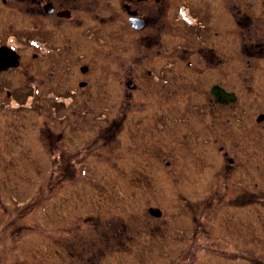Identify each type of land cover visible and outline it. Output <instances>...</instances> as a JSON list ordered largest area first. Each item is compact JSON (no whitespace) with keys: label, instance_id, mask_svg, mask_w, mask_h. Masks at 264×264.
I'll list each match as a JSON object with an SVG mask.
<instances>
[{"label":"rangeland","instance_id":"1","mask_svg":"<svg viewBox=\"0 0 264 264\" xmlns=\"http://www.w3.org/2000/svg\"><path fill=\"white\" fill-rule=\"evenodd\" d=\"M17 20L22 25L23 62L17 70L0 76L9 81L10 87H13L16 93L22 92L20 105L13 101H10L5 109L0 105V206L5 208L4 213L0 208V264H168L170 257L180 254V249L190 233H186L184 229L188 220L184 216L180 218L179 215L188 207L191 212L188 211V216L191 217L195 202L203 203L206 199L205 189L210 187L207 177L210 174H219L218 164L223 165L226 162V156L222 155L225 149L230 147L231 155L237 150L235 144L238 138H235L233 133H238L240 127L228 120L224 113L221 116H218L217 112L207 114L210 112L206 108L204 114L198 110L196 115L190 118L189 126L185 122H173L168 114L166 121L172 128L170 132L166 131L162 136H158L153 133L155 130L152 121L153 117L159 114L156 110L162 108L164 99L161 97V101H155L154 98L156 95L171 93L175 85L172 83L165 92L162 88L156 89L155 86L144 84L146 76L142 68L143 79L139 78V85L131 93L125 86L129 77L127 70L122 69L120 65L122 75L119 77V85L122 83V87L117 81H110L114 64L118 61L124 62L126 66L125 58L127 56L130 59L131 56L128 48L124 53H120L123 57L119 59L114 58V54L109 51L111 25L108 20L95 21L86 18L80 29L81 33L84 31L87 34L79 36L78 47L74 43L68 54L44 53L38 60L31 58V52L34 50L29 38L33 35L32 17L23 14ZM13 21L9 18L6 24L9 25ZM89 27L95 28V31H88ZM77 36L78 34L73 38L77 39ZM101 39H104L106 44L101 43ZM62 44L63 42H59L60 46ZM77 52L85 53V58L75 63ZM239 53L241 52H235V49L230 52V79L225 83L232 88L238 87L240 100L244 102L242 104L255 115L258 110L250 96L257 93L261 98L264 94V56L261 58L257 54H247L244 57L239 56ZM67 55L72 59L69 62L70 70L59 63L67 62ZM133 60L135 58L131 61ZM83 61L90 65L92 77L101 76L103 80L107 77L104 82H93L90 86V99L80 92L83 89L75 87L77 76L81 77L77 65ZM52 71L56 75L51 76L49 72ZM246 73L248 78H252L254 86L260 80L262 85L248 89L251 79L243 84L239 82ZM250 73L252 75L249 76ZM32 83L36 86L33 87ZM114 83L117 84L118 93L114 90ZM35 87L38 97L34 99L28 94H31ZM206 87L203 86V90ZM54 88L66 94L69 89L76 88V103L69 108L68 102L54 100L50 91ZM0 94L5 96V90H0ZM205 94V90L198 91L196 97L200 100L199 103L203 99L207 101ZM221 109L215 106V111ZM53 110L55 114L52 113ZM69 110V121L78 119L75 127L81 136L91 133L92 137L99 125L104 135L103 131L106 129L114 131L117 123L124 126L129 124V120H133L131 123L136 134L139 132L135 140L137 143L132 146L119 143L114 154L116 147L112 149V145H102L98 150L96 144L86 146L85 149L69 145L65 149L55 151L43 146L41 142L46 140V126H52V122H55L56 131H61L64 126L59 123L61 116ZM122 110L128 112L124 117ZM100 111L107 117L98 119L96 116ZM234 111L235 109L230 110L232 113ZM163 117L165 119V116ZM38 130L39 133L44 132L39 135ZM183 133L189 138V146L197 152L195 156H188L184 161L178 156L183 152L179 145L180 134ZM104 137L114 139L111 134ZM105 138H102L100 144ZM205 138L210 139L209 143L203 141ZM94 139L95 135L92 140L81 137L80 142L84 145L83 142L89 143ZM99 141L100 138L97 144ZM241 141L249 143L250 140ZM164 149L167 153L165 157ZM60 152L68 154H64L62 158L70 161L69 167L61 166V169H58L59 164L54 163L53 155ZM199 157L200 160L205 159L207 164L214 165L213 168L208 165L200 166L205 162L197 161ZM86 169L88 174L82 176L81 172L85 173ZM214 183L222 185V177L216 176ZM211 201L215 208L213 211L216 227L212 238L225 243L222 239L224 235H220L217 227L224 226L222 231L229 227L230 232L227 233H230L229 236L234 240L232 244L224 245H234L237 248V245H240L238 240L250 241L245 242L246 248L250 253L253 252L252 257L255 258L258 238L253 231L257 228V222L253 220L260 216L264 218V196L259 193L256 196L247 194L225 198L215 194ZM250 204L252 207H260L248 210L249 213L252 211L251 217L244 213L247 208H238ZM150 206L159 208L162 217H150ZM224 215L230 219L231 224L221 219ZM122 224L128 227L132 235L128 241L129 246L104 243L102 248L106 252L98 258L94 239L105 233L104 227H120ZM145 225L152 228L150 233L140 229ZM157 225H161V228ZM178 229L185 232L180 235L177 233ZM160 230H166L164 236ZM138 232L141 233L140 236L137 235ZM84 236L86 238H83ZM81 239L87 240V254L84 259H79ZM67 248L74 252L70 258L66 256ZM221 260V257L219 260L215 254H209L204 258L203 264H230ZM234 263L242 264L235 261Z\"/></svg>","mask_w":264,"mask_h":264},{"label":"flooded vegetation","instance_id":"2","mask_svg":"<svg viewBox=\"0 0 264 264\" xmlns=\"http://www.w3.org/2000/svg\"><path fill=\"white\" fill-rule=\"evenodd\" d=\"M23 14L32 17L33 20V35L29 38L32 47H34L31 58L35 60L41 58L44 53L68 54L74 43L78 47L79 36L82 37L83 34H87L84 31L81 33L80 29L86 18L95 21L108 20L111 25L109 51L114 54V58L119 59L123 57L120 53H124L128 48L131 56L130 59L127 56L124 57L127 60L126 66H124V62L116 60L115 67L111 70L110 81H117L119 85V77L122 75L121 70H119L120 65L122 69L127 70L129 77L125 86L131 93L139 85V78L143 79L142 68L146 76V83L144 84L155 86L156 89L162 88L165 92L172 83L176 87L173 86L171 93L156 95L154 98L155 101H159L161 97L164 99L162 108L156 110L159 114H156L152 121L155 130L153 133H157L158 136H162L166 131L170 132L172 128L168 126L166 121L168 114H170L173 122H185L189 126L191 125L190 118L196 115L198 110L204 114L203 112L208 108L210 113L207 114L211 115V113L216 114L217 112L218 116H221L224 113L228 120L237 123L238 128L240 127L239 131L233 133L234 137L238 138L235 144L237 150L231 155L230 147L225 149L222 155L226 156V162L223 165L218 164V175H208L207 181L210 182V187L205 189L207 195L204 198L206 199L203 203L202 201L195 202L192 208V216H188V211L190 212L188 207H185L187 212L179 215L180 218L184 216L188 220L185 222L187 225L184 229L186 233H190L184 246L183 244L180 246V248L183 246L180 249V254L176 257H170L168 264H203L204 258L209 254H215L219 260L221 257L223 259L221 261L230 264L231 262L235 264L234 261L242 264H249L248 262L250 264H264V218L261 216L256 219L253 218V221L257 222V228L253 231L256 232L258 238L254 258L252 257L253 252L250 253V250L246 248L245 242L250 241L238 240L240 245H237V248L234 245L228 247L224 245L225 243L232 244V240H234L229 236L230 233H227L230 232L229 227L226 231L221 230L224 226L217 227L220 235H224L222 239L225 243L212 238V232L216 228L213 211L215 208L212 201L210 202L215 194H220L225 198L241 197L247 194L256 196L259 193L264 196V94L261 98L257 93L250 96L258 110L255 115H252L247 106L242 104L244 102L240 100L238 87L232 88L225 83L226 80L230 79V52L233 49L235 52H241L239 56H247V54H257L261 58L264 56V0H0V21H5L3 24L0 22V47L10 49L14 53V55L10 53L11 62H5L3 65L0 63V76L17 70L23 62L22 25L17 22V19L21 18ZM9 18L14 21L7 25L6 22ZM64 23L68 24L64 26ZM87 30L94 32L95 28L89 27ZM76 34H78L77 39H74L73 36ZM100 41L106 44L104 39ZM59 42H63V44L60 46ZM75 58L74 62L77 63L81 58H85V53L77 52ZM133 58L135 60L131 61ZM66 59L68 63H59L70 70L71 63L69 64V62L72 59L69 56ZM146 65L148 66L145 67ZM77 70L81 77L78 78L77 76L75 87L83 89L80 92L90 99L92 96L90 86L93 85V82L95 80L104 82L107 77L104 80L101 76L92 77L90 65L84 61L77 65ZM49 73L51 76L56 75L53 71ZM105 74L107 75V71ZM250 79L251 84L248 85V89H253L258 84L262 85L260 80L254 86L252 78H248L247 73L242 75L239 82L241 81L243 84ZM121 84L119 86L122 87ZM242 84L239 86L242 87ZM214 85H219L226 92H233L235 94L234 101H230L228 98L226 102H216L214 94L210 92ZM10 86L8 80L0 78V90L6 92L5 96L0 94V105L4 109L10 101L18 105L21 104L22 92L16 93L15 89ZM32 86L34 87L36 84L32 83ZM203 86H207L204 88L207 101L203 99L199 103L200 100L196 95L198 91H204ZM114 87L115 92L118 93L116 83H114ZM76 88L69 89L68 94L66 92L60 93L55 88L50 91L53 93L54 100L68 102L67 105L70 108L78 98ZM28 96L37 98V87ZM203 101L204 103L207 102L206 106ZM215 106L221 107V112L215 111ZM231 109H235V111L232 113L230 112ZM71 111L74 112L75 110ZM52 113L55 114V110ZM125 114L128 112H124L122 117ZM96 117L100 119L107 116L100 111ZM69 118L70 110L61 116L59 123L64 124L61 131H56L55 122H52V126H46L47 131L45 132L39 133L38 130L39 135L43 132L46 135V140L42 141L41 144L52 151L65 149L69 145L74 148L85 149L86 146L91 147L96 144L97 150L102 145L103 147L112 145V149L116 147L113 150L114 154L119 143H124L126 146L137 143L135 140L139 132L136 134L135 127L131 123L133 120H129V124L124 126H119L117 123L116 129L112 132L110 129L103 131L104 135L111 134L114 139L105 138L102 135L101 125H99L93 134L95 139L89 143L83 142L84 145H82L81 137H84L85 140H92L93 136L91 137V133L81 136L75 127L78 119L69 121ZM229 133L231 134V132ZM75 137L76 140H74ZM144 137L145 134H143ZM98 138H100L98 144L101 143L102 138H105V141L98 145ZM246 139L250 140L249 143L241 141ZM180 141V149L183 152L179 153L178 156L182 161L187 160L188 156H195L194 154L197 152L193 150L192 146H189V138L184 133L183 135L180 134ZM203 141L209 143L210 139L205 138ZM109 149L112 151L111 148ZM163 153L165 157V149ZM64 154L60 152L53 155L54 163H58L60 166L58 169H61V166L69 167L71 164L69 160L62 158ZM200 159L199 157L197 161ZM204 160L203 158L200 160L205 162L200 166L208 165L213 168L214 165L207 164ZM50 163L53 164V162ZM167 163L170 162L167 161ZM59 171L61 172V170ZM85 171L87 172V169ZM86 172H81V175L86 176L88 174ZM216 176L222 177V185L214 183ZM250 206L251 204L238 208H247V212L244 213L251 217L252 211L249 213L248 210L258 208V206ZM154 207L148 208L149 216L161 218L162 211ZM0 208L2 211L5 209H2L1 206ZM152 209L159 210L160 214H153ZM221 213L223 214V211ZM221 219L225 223L231 224L226 215ZM157 226L161 228V225ZM140 229L150 233L152 228L150 229L149 226L145 225ZM104 230V234L94 239L98 258L106 252L102 248L104 243L105 245H118L120 243L129 246L128 241L132 235L129 233L128 227L126 228L122 224L120 227L107 226L104 227ZM185 231L178 229L177 233L181 235ZM160 233L164 236L166 230H160ZM140 234L138 232L137 235L140 236ZM81 240L79 259H84L87 254V240ZM256 247L253 248L254 251ZM73 253L72 250L68 249L66 256L70 258Z\"/></svg>","mask_w":264,"mask_h":264},{"label":"water","instance_id":"3","mask_svg":"<svg viewBox=\"0 0 264 264\" xmlns=\"http://www.w3.org/2000/svg\"><path fill=\"white\" fill-rule=\"evenodd\" d=\"M12 53H14L10 49H6L4 47H0V63L3 65L5 62H11L10 57ZM16 56V55H15ZM16 64V63H15ZM1 66V65H0ZM210 92L214 94L216 102H226L228 98L230 101H234L235 94L233 92H226L222 87L219 85H214L211 87ZM153 214H160V211L157 209H152Z\"/></svg>","mask_w":264,"mask_h":264}]
</instances>
